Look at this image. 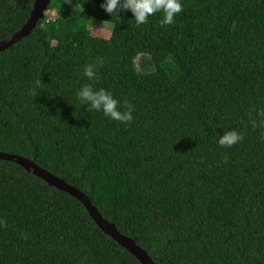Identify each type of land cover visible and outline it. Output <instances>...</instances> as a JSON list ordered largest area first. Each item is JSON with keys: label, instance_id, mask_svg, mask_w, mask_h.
Instances as JSON below:
<instances>
[{"label": "trees", "instance_id": "obj_1", "mask_svg": "<svg viewBox=\"0 0 264 264\" xmlns=\"http://www.w3.org/2000/svg\"><path fill=\"white\" fill-rule=\"evenodd\" d=\"M34 1L0 0V41ZM102 2L52 0L54 18L0 51V152L85 192L156 264H264V0H182L163 26L161 13L136 25ZM93 17L113 24L109 38ZM140 54L154 72L138 70ZM86 83L132 104L133 120L81 105ZM227 128L243 133L230 148L217 143ZM0 222V264H142L80 200L2 159Z\"/></svg>", "mask_w": 264, "mask_h": 264}, {"label": "clouds", "instance_id": "obj_2", "mask_svg": "<svg viewBox=\"0 0 264 264\" xmlns=\"http://www.w3.org/2000/svg\"><path fill=\"white\" fill-rule=\"evenodd\" d=\"M66 2L71 3V0ZM100 7L106 14L117 18H120L121 12H131L136 25L146 24L149 17L161 13V26L173 24L175 17L183 10L182 0H103ZM78 10L83 11V8L78 7ZM103 62L102 58L97 57L94 62L84 64L82 76L88 81H95L98 77L97 69ZM75 97L89 111L102 113L112 121L127 126L133 120L134 106L127 102L122 103L110 90L103 87L96 88L91 83L83 84L76 91ZM258 115L264 117V112ZM252 124L256 126V121L253 120ZM242 140L243 133L236 128L223 129L222 134L217 135V143L224 148H230Z\"/></svg>", "mask_w": 264, "mask_h": 264}, {"label": "water", "instance_id": "obj_3", "mask_svg": "<svg viewBox=\"0 0 264 264\" xmlns=\"http://www.w3.org/2000/svg\"><path fill=\"white\" fill-rule=\"evenodd\" d=\"M52 0H35L33 9L28 21L16 32L0 41V51H4L22 38L27 37L38 25L49 10V6ZM0 159L15 162L25 168L29 173L41 178L48 185L55 187L61 191L67 192L80 200L87 208L89 214L97 223V225L120 245L126 248L131 254H133L142 264H156L148 252L137 244L135 238L122 234L117 226L103 217L95 205L91 202L85 192L80 190L74 185L69 184L63 178L53 174L49 170L43 168L32 159L24 157L15 153L0 152Z\"/></svg>", "mask_w": 264, "mask_h": 264}, {"label": "rangeland", "instance_id": "obj_4", "mask_svg": "<svg viewBox=\"0 0 264 264\" xmlns=\"http://www.w3.org/2000/svg\"><path fill=\"white\" fill-rule=\"evenodd\" d=\"M57 15L55 10H48L46 16L54 18ZM88 28L91 32L99 37L109 38L113 32V24L109 21L101 20L98 18H91L88 22ZM135 63L139 71L143 73H151L156 70V65L148 54H140Z\"/></svg>", "mask_w": 264, "mask_h": 264}]
</instances>
